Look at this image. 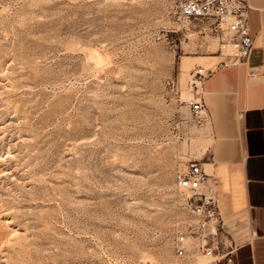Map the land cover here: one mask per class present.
<instances>
[{
	"label": "rangeland",
	"instance_id": "rangeland-1",
	"mask_svg": "<svg viewBox=\"0 0 264 264\" xmlns=\"http://www.w3.org/2000/svg\"><path fill=\"white\" fill-rule=\"evenodd\" d=\"M180 1L0 0V264H206L177 177L221 31Z\"/></svg>",
	"mask_w": 264,
	"mask_h": 264
},
{
	"label": "crops",
	"instance_id": "crops-1",
	"mask_svg": "<svg viewBox=\"0 0 264 264\" xmlns=\"http://www.w3.org/2000/svg\"><path fill=\"white\" fill-rule=\"evenodd\" d=\"M247 1L255 47L241 64L221 66L222 55L206 61L200 90L208 116L196 124L193 160L210 172L202 192L220 201L222 250L236 243L239 264H264V0Z\"/></svg>",
	"mask_w": 264,
	"mask_h": 264
},
{
	"label": "built area",
	"instance_id": "built-area-1",
	"mask_svg": "<svg viewBox=\"0 0 264 264\" xmlns=\"http://www.w3.org/2000/svg\"><path fill=\"white\" fill-rule=\"evenodd\" d=\"M250 10L247 0H181L176 17L182 21L204 19L220 30L219 51L225 57L221 66L227 67L246 62L255 47V36L248 25ZM251 75L256 72L252 71ZM207 76L206 69L199 67L190 80L189 88L195 91L188 104L198 125H202L208 116L200 90ZM209 176L210 172L202 163L192 161L188 170L177 177V187L187 199L183 209L189 222L177 234L176 256L184 257L188 249L196 248L199 258L206 264H237L239 245L231 243L227 250H222L224 217L220 201L216 195L203 193L201 189Z\"/></svg>",
	"mask_w": 264,
	"mask_h": 264
},
{
	"label": "bare ground",
	"instance_id": "bare-ground-1",
	"mask_svg": "<svg viewBox=\"0 0 264 264\" xmlns=\"http://www.w3.org/2000/svg\"><path fill=\"white\" fill-rule=\"evenodd\" d=\"M102 66V59H95L94 63H93V67L92 69H98L99 67ZM194 96V95H193ZM189 105V104H188ZM190 107V106H189Z\"/></svg>",
	"mask_w": 264,
	"mask_h": 264
}]
</instances>
